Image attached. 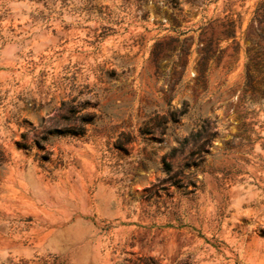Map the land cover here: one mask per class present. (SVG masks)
I'll return each instance as SVG.
<instances>
[{"label": "rangeland", "instance_id": "374dc122", "mask_svg": "<svg viewBox=\"0 0 264 264\" xmlns=\"http://www.w3.org/2000/svg\"><path fill=\"white\" fill-rule=\"evenodd\" d=\"M0 264H264V0H0Z\"/></svg>", "mask_w": 264, "mask_h": 264}]
</instances>
